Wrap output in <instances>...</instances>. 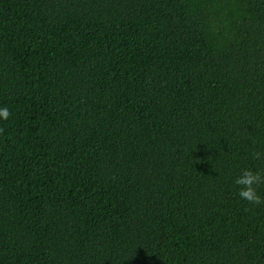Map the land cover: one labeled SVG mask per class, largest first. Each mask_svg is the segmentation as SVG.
Masks as SVG:
<instances>
[{
  "label": "trees",
  "instance_id": "1",
  "mask_svg": "<svg viewBox=\"0 0 264 264\" xmlns=\"http://www.w3.org/2000/svg\"><path fill=\"white\" fill-rule=\"evenodd\" d=\"M4 106L0 264H264V0H0Z\"/></svg>",
  "mask_w": 264,
  "mask_h": 264
},
{
  "label": "clouds",
  "instance_id": "2",
  "mask_svg": "<svg viewBox=\"0 0 264 264\" xmlns=\"http://www.w3.org/2000/svg\"><path fill=\"white\" fill-rule=\"evenodd\" d=\"M11 115V110L8 107H0V120L7 121ZM0 132H3V129H0ZM251 155L253 159L258 160L264 154L253 152ZM234 184L238 187L240 199L253 206L264 205V198L258 193L259 186L264 184V169L258 171L245 169L235 178Z\"/></svg>",
  "mask_w": 264,
  "mask_h": 264
}]
</instances>
